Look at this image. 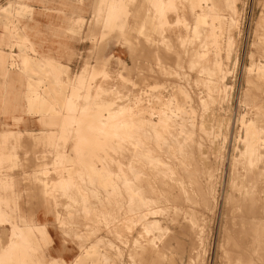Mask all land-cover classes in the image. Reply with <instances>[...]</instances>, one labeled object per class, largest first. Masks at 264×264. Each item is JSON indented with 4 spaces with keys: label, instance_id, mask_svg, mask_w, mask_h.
Masks as SVG:
<instances>
[{
    "label": "rangeland",
    "instance_id": "1",
    "mask_svg": "<svg viewBox=\"0 0 264 264\" xmlns=\"http://www.w3.org/2000/svg\"><path fill=\"white\" fill-rule=\"evenodd\" d=\"M233 1L0 0V264H264V233L256 251L253 236L235 230L238 219L249 216L245 201H254L244 195L258 187L251 189L240 156L243 121L255 124L256 153L264 158V0H235L231 23ZM111 101L138 127L140 117L160 122V149L152 156L160 163L156 179L164 182L133 186L139 194L131 199L121 170L136 152L125 142L108 148L109 137L97 133L119 120L106 122ZM49 108L58 118L46 116ZM262 157L253 166L264 171ZM89 163L102 179L90 173ZM173 164L191 176L173 184ZM233 169L241 175L235 189ZM106 176L112 188L104 192ZM171 185L180 187V200ZM261 193L250 210L254 204L260 205L253 211L264 210ZM140 196L154 201L141 207ZM142 212L161 221V229L147 232ZM15 225L24 226L21 237Z\"/></svg>",
    "mask_w": 264,
    "mask_h": 264
},
{
    "label": "bare ground",
    "instance_id": "2",
    "mask_svg": "<svg viewBox=\"0 0 264 264\" xmlns=\"http://www.w3.org/2000/svg\"><path fill=\"white\" fill-rule=\"evenodd\" d=\"M231 3V2H230ZM236 1L234 0L230 5H229V12H228V14H229V17L231 18V23L232 22H234V19H236L235 18V14H236ZM111 5V4H110ZM218 5V4H217ZM222 11V10H221ZM244 11V10H243ZM186 17V16H185ZM229 23V22H228ZM256 26V25H255ZM203 29V28H202ZM205 29V28H204ZM229 29V28H228ZM227 32H229V31H227ZM192 33V32H191ZM145 35V38H147V36H149V34H144ZM228 35V34H227ZM230 35V34H229ZM229 37V36H228ZM232 37V36H231ZM230 38V37H229ZM205 42V41H204ZM232 43H231V41L228 43V47L230 48V45H231ZM254 44V43H253ZM234 45V44H233ZM263 45V44H262ZM257 46V45H256ZM259 46V45H258ZM190 47V46H189ZM195 47V46H194ZM203 47V46H202ZM264 48V47H263ZM189 49V48H188ZM186 50V49H185ZM231 50V49H230ZM229 50V51H230ZM190 51V50H189ZM261 51V50H260ZM178 54V53H177ZM179 54H180V52H179ZM230 54V53H229ZM188 55V54H187ZM187 55H185V56H187ZM191 56H192V54H190ZM194 55V54H193ZM264 55V54H263ZM189 56V55H188ZM187 56V57H188ZM229 56V55H228ZM227 56V57H228ZM193 57V56H192ZM206 57V56H205ZM230 57V56H229ZM228 57V58H229ZM189 59H190V57H188ZM187 58V59H188ZM179 60H180V58H179ZM154 61V60H153ZM140 62H141V60H140ZM200 62V61H199ZM206 62V61H205ZM180 63V62H179ZM172 64V63H171ZM188 64V63H187ZM183 65V64H182ZM204 65V64H203ZM177 67V66H176ZM207 67V66H206ZM152 68V67H151ZM175 68V67H174ZM184 67H182V69H183ZM200 68V67H199ZM203 69V68H202ZM210 69V68H209ZM253 69V68H252ZM152 70V69H151ZM153 71V70H152ZM186 71V70H185ZM206 71V70H205ZM149 73V72H148ZM172 73V72H171ZM203 73V72H202ZM147 74V73H146ZM257 74V73H256ZM151 75V74H150ZM227 76V75H226ZM225 76V77H226ZM257 76V75H256ZM260 76V75H259ZM80 77V76H79ZM258 77V76H257ZM155 78V77H154ZM197 78V77H196ZM224 78V77H223ZM261 78V77H260ZM170 79V78H169ZM195 79V78H194ZM225 79V78H224ZM248 79V78H247ZM251 79V78H250ZM250 79H248V81L250 80ZM263 79V78H262ZM185 80V79H184ZM224 81V80H223ZM251 81V80H250ZM169 82V81H168ZM217 83V82H216ZM251 83H254V82H250L249 84L251 85ZM258 83H259V81H258ZM261 83V82H260ZM257 84V83H256ZM222 85V84H221ZM221 85H219L220 87H221ZM254 85V84H253ZM252 86V85H251ZM184 87V86H183ZM216 87V89H217V91L218 92H220V87H218V86H215ZM214 87V88H215ZM254 87H255V85H254ZM259 87V85L257 86V88L256 89H259L258 88ZM261 87V86H260ZM213 88V87H212ZM263 90V89H262ZM213 91V90H212ZM260 91V90H259ZM223 92V91H222ZM249 93V92H248ZM219 94V93H218ZM250 95H251V93H249ZM207 95V94H206ZM142 96V95H141ZM152 96V95H151ZM252 96V95H251ZM77 97H78V93H77ZM247 97H248V95H247ZM253 97V96H252ZM252 97H250L251 98V100H253L254 101V99H252ZM245 98V97H244ZM136 99V98H135ZM191 99V98H190ZM248 99V98H247ZM164 100V99H163ZM206 100V99H205ZM245 100H246V98H245ZM256 100H259V99H256ZM83 101V100H82ZM249 101H250V99H249ZM248 101V102H249ZM118 102H120V101H118ZM148 103H150V102H148ZM246 103H247V101H246ZM254 103H256L255 101H254ZM114 104H115V102L114 101H111L110 102V104H108L107 105V107L109 106V109H110V112H109V115L108 116H106L105 117V119H106V122L108 123V122H113V121H115L117 118L119 119L117 122H113V123H111L109 126H106L105 124H103L102 126H98L99 127V130L97 131V133L98 134H100V136H101V138H103V137H109V141H108V143H106V146L108 147V148H111V149H114V148H116V147H118L116 144H117V142H118V144H120V142H121V144H123L122 142H125L126 144H131L130 145V147H128L127 149L128 150H133L132 152H136V154H132V153H130V154H132L133 155V158H132V160H130V163H128V165H127V169L125 170V169H122L121 171L123 172V176H124V181L122 182V185H123V188H124V190L128 193V195L130 196V199L132 198L131 196H132V194H134V193H136L137 191H138V194H139V190H137V189H139L138 188V186H136V185H140L141 187H143V188H145V186H147L148 188L150 187V186H152V185H155L156 183H157V181H159V180H157L156 178H158V176L160 177V175H158L159 173H158V166L160 165V163H158L156 160H155V158L152 156V154L154 153V151L156 152V149L155 148H157V149H160V144H158V139H161V138H159V135H158V128H159V124H160V122L157 124V123H155V122H153L152 121V118L151 119H143L142 117H140V115H142V113H141V111H138V115L137 116H139L140 117V123H142V127H138V125L137 124H135L134 123V116L132 115V114H129V113H127V112H120V111H122V110H124V111H126V108L124 107L123 108V106L122 107H114ZM136 104V103H135ZM258 104H259V102H258ZM149 105V104H148ZM257 106H259V105H257ZM105 108H106V106H105ZM143 108V107H142ZM152 108V107H151ZM198 108V107H197ZM260 108V107H259ZM102 109H104V107L102 106V107H100L99 108V113L102 111ZM80 110V109H79ZM46 111H48V112H50V113H48L46 116L47 117H49V118H58V115L56 114V112H55V110L54 109H47ZM155 115V113L154 112H152V115ZM121 115H123L121 118H120V116ZM151 115V114H150ZM149 115V116H150ZM254 115H256L255 113H254ZM156 116V115H155ZM154 116V117H155ZM219 117V116H218ZM259 117H260V115H259ZM102 118V117H101ZM121 119V120H120ZM226 119L227 118H225V121H226ZM174 121V120H173ZM217 121H218V119H217ZM221 121V120H220ZM252 121V120H251ZM96 122V121H95ZM227 122V121H226ZM99 123V122H98ZM104 123V122H103ZM97 124V123H96ZM164 124H165V126L168 124V120H166V121H164ZM224 124V123H223ZM91 124H89V126H90ZM93 125V124H92ZM91 125V126H92ZM97 125H100V123L99 124H97ZM96 125V126H97ZM202 125V124H201ZM222 125V124H221ZM263 125V124H262ZM262 125H260V126H262ZM181 126V125H180ZM194 126V125H193ZM212 126V125H211ZM95 127V126H94ZM183 127V126H182ZM208 127V126H207ZM243 127H244V129H245V135H244V139H243V142L245 143V149H244V151H242L241 152V157H243V159L245 160V163L249 166L246 170H247V172H248V174H246V177L249 175V179L247 178V180H249L252 184H253V186L251 187V189L254 187V186H257L258 185V187H261L262 185H264V171L261 169V167L259 166H257L256 168H254V166L256 165V164H254L255 162H259V160H261V157H260V154L258 153H256V146H255V141H254V135L256 134V126H255V124L254 123H252V122H248V121H246V122H244L243 121ZM259 127V126H258ZM97 128V127H96ZM98 129V128H97ZM179 131V130H178ZM259 131V130H258ZM96 132V131H95ZM165 132V131H164ZM184 132V130H181V132H179V136H181V134L180 133H183ZM186 132V131H185ZM204 133V132H203ZM166 134V133H165ZM205 134V133H204ZM216 134V133H215ZM123 136V138H122V140H121V138L120 137H122ZM168 135V134H167ZM120 136V137H119ZM162 136H163V134H162ZM169 136V135H168ZM177 136V135H176ZM238 136V135H237ZM165 137H166V135H165ZM182 137H184V135L182 136ZM186 137H188V136H186ZM262 137H263V135H262ZM54 138V137H53ZM174 138H175V136H174ZM178 138V137H177ZM105 139V138H104ZM104 139H99V140H97V144H100L101 142H102V146H96V148H97V150H101L102 148H104L103 146V141L102 140H104ZM184 139V138H183ZM54 140V139H53ZM119 140H121V141H119ZM153 140H155V141H153ZM175 140V139H174ZM180 140V139H179ZM178 140V141H179ZM178 141H177V143H178ZM52 142V141H51ZM174 142V141H173ZM183 142H184V140H183ZM181 143V142H180ZM188 143V142H187ZM166 144V143H165ZM174 144V143H173ZM125 145V144H124ZM179 145V146H178ZM178 145H176L178 148H180L181 149V147H180V145L182 146V144H178ZM128 145H126V147H127ZM133 146V147H132ZM164 146V145H163ZM169 146H173V145H169ZM114 147V148H113ZM234 148V147H233ZM259 148V147H258ZM162 149V148H161ZM164 149V148H163ZM177 149V148H176ZM263 149V148H262ZM123 150V149H122ZM166 150V149H165ZM179 150V149H178ZM182 150V149H181ZM192 150V149H191ZM121 151V150H120ZM124 151H127V150H125L124 149ZM177 151V150H176ZM184 151V150H183ZM182 151V152H183ZM128 152V151H127ZM130 152V151H129ZM125 153V152H124ZM165 153V152H164ZM181 153V152H180ZM179 153V154H180ZM127 154V153H126ZM177 154H178V152H177ZM183 154V155H182ZM122 155V154H121ZM175 155V154H174ZM181 155L182 156H184L185 154H184V152L183 153H181ZM181 155H179L180 157H181ZM166 156V155H165ZM176 156V155H175ZM174 156V157H175ZM178 156V157H179ZM98 157V156H97ZM131 156H129V158H130ZM177 157V156H176ZM193 157V156H192ZM171 158V157H170ZM184 158V157H183ZM185 158H187V157H185ZM185 158L183 159V161L185 160ZM263 158V157H262ZM126 159V158H125ZM157 159H159V158H157ZM161 159V158H160ZM175 159V158H174ZM177 159V158H176ZM179 159V158H178ZM177 159V160H178ZM264 159V158H263ZM100 160H102V159H100ZM124 160V159H123ZM164 161V160H163ZM185 161H187V160H185ZM236 161V160H235ZM101 162V161H100ZM177 162V164H179L180 163V160L179 161H176ZM179 162V163H178ZM182 162V161H181ZM192 162V161H191ZM243 162V161H242ZM96 163V162H95ZM102 163V162H101ZM100 163V164H101ZM123 163V162H122ZM194 163V162H193ZM238 163V162H237ZM239 163H241V162H239ZM239 163L237 164V165H239ZM121 164V163H120ZM123 164H125V163H123ZM161 164H164L163 162L161 163ZM175 164V163H174ZM174 164H173V167H172V169H171V174H174V175H176V178H171L172 179V181H173V184L174 183H177L178 184V182H180V180H182V175L184 174L183 172V170L181 169L180 170V168H178L180 171H175V169H174ZM243 163H241L240 165H242ZM172 165V164H171ZM182 165H183V163H182ZM182 165L180 166V164L178 165V166H180L181 168H183L182 167ZM188 165H189V163H188ZM190 165H192V164H190ZM233 165V164H232ZM236 165V164H235ZM254 165V166H253ZM95 164L94 163H89V165H88V168H89V171H90V173L91 174H96L100 179H102V173L100 172V171H96V169H95ZM126 166V165H125ZM185 166V165H184ZM195 166H196V164H195ZM186 167V166H185ZM189 167V166H188ZM211 167V166H210ZM232 167V166H231ZM234 167V166H233ZM232 167V168H233ZM126 168V167H125ZM242 168V167H241ZM186 169H188V168H186ZM197 169V168H196ZM169 170V169H168ZM190 170V169H189ZM146 171H151V173L153 172V174H152V177H150V178H147L146 176H144V175H146ZM155 171V172H154ZM186 171V170H185ZM210 171V170H209ZM61 172V171H60ZM59 172V173H60ZM159 172H161V171H159ZM187 172H190L191 173V170L190 171H188L187 170ZM187 172H185L186 174H187ZM193 172V171H192ZM198 172H199V170H198ZM246 172V173H247ZM80 173V172H79ZM166 173V172H165ZM190 173L188 174L189 176H191L190 175ZM207 173V172H206ZM150 174V173H149ZM168 174V173H167ZM209 174H211L210 175V178H212L213 176H212V171L211 172H209ZM79 175V174H78ZM108 175V174H107ZM163 175H164V173H163ZM166 175V174H165ZM164 175V176H165ZM188 175H186V176H188ZM208 175V174H207ZM239 172L237 171V170H235V169H233L232 171H231V184H230V186L231 187H233L234 189H235V186H236V180L238 179V177H239ZM74 176V175H73ZM184 176V175H183ZM186 176H184V177H186ZM188 176V177H189ZM197 176V175H196ZM37 176H35V178H36ZM60 177V176H59ZM149 177V176H148ZM170 177H171V175H170ZM175 177V176H174ZM209 177V176H208ZM240 177H241V175H240ZM239 177V178H240ZM245 177V178H246ZM49 178V177H48ZM106 178H107V184H105V186L103 187V189H105L104 190V192L106 191V189H107V187H110V188H112V184H111V178H109L108 176H106ZM166 178V177H165ZM54 179V178H53ZM117 179V178H116ZM193 179V178H192ZM194 179H196V178H194ZM200 179V178H199ZM241 179V178H240ZM35 180V179H34ZM48 180V179H47ZM170 180V179H169ZM186 180H187V178H186ZM239 180V179H238ZM55 181V180H54ZM92 181V180H91ZM166 181L168 182V179H166ZM193 181V180H192ZM207 181V180H206ZM37 182V181H36ZM156 182V183H155ZM161 184L164 182L163 181V179L161 178V181H159ZM188 182V181H187ZM197 182V181H196ZM212 182V181H211ZM47 183V182H46ZM121 183V182H120ZM141 183V184H140ZM166 183V182H165ZM172 183V182H171ZM171 183H169V184H171ZM191 183V182H190ZM210 183V182H209ZM244 183H246L247 184V181L246 182H244ZM168 184V183H167ZM180 184H181V182H180ZM183 184V183H182ZM188 184V183H187ZM245 184V185H246ZM250 184V183H249ZM260 184V185H259ZM64 185H65V183H64ZM68 185V184H67ZM71 185V182H70V184H69V186ZM78 185V184H77ZM108 185V186H107ZM229 185V184H228ZM245 185H244V187L243 188H245ZM248 185V184H247ZM114 186V185H113ZM117 186V185H116ZM133 186H136L137 187V189H135ZM161 186V185H160ZM174 186V187H173ZM180 186H182V185H180ZM238 186V185H237ZM249 186V185H248ZM63 187V186H62ZM61 187V188H62ZM171 187H173L172 189L174 190V191H176V192H174V194L176 195H172V197L174 196V197H177V199H178V197H180V194L179 193H181V191L179 190L180 189V187H178V185L177 186H175V185H171ZM239 187V186H238ZM247 187V186H246ZM258 187H254L256 190H257V192H258V194L259 193H261L260 192V190H261V188H259V190H258ZM263 187V186H262ZM69 188V187H68ZM74 188V187H73ZM147 188V189H148ZM154 188V187H153ZM163 188H165V187H163ZM169 188V187H168ZM182 188V187H181ZM254 188H253V190H254ZM264 188V187H263ZM67 189V188H66ZM82 189V188H81ZM90 189V188H89ZM117 189V188H116ZM166 189V188H165ZM183 189V188H182ZM181 189V190H182ZM141 191L143 190V191H145L144 189H140ZM149 190V189H148ZM151 190V189H150ZM169 190H170V188H169ZM184 190V189H183ZM238 190H241V189H239L238 188ZM242 190H244V189H242ZM246 190V189H245ZM256 190H254V191H247V192H250V193H247L246 191V195H244V196H247L248 194L249 195H251V197H254L253 199H251V198H249V199H251V200H254L255 201V199H257L258 198V194H255L256 193ZM264 190V189H263ZM67 191V190H66ZM74 192H75V190H73ZM73 191L71 192V193H73ZM87 191V190H86ZM122 191V190H121ZM63 192V191H62ZM85 192V191H84ZM163 192H165V191H163ZM183 192V191H182ZM188 192V191H187ZM194 192V191H193ZM240 192V191H239ZM111 193V192H110ZM197 193H198V191H197ZM263 193V192H262ZM261 193V194H262ZM91 195H92V193H90ZM164 194V193H163ZM168 194V193H167ZM179 194V195H178ZM188 194V193H187ZM195 194V193H194ZM242 194H243V192H242ZM245 194V193H244ZM70 195V194H69ZM72 195V194H71ZM121 195V194H120ZM143 195H147L146 193L144 194L143 193ZM182 195V194H181ZM183 195H185V194H183ZM193 195V194H192ZM230 195H232V194H229V196ZM263 195H264V193H263ZM73 196H76V195H73ZM166 196V195H165ZM168 197H169V195H167ZM63 197V196H62ZM78 197H79V195H78ZM141 197V199H140V201H139V205L141 206V207H144V208H146V207H148L151 203H153L152 201H154L153 199L151 200V199H149L148 197H146V196H140ZM172 197H169V198H172ZM181 197H183V196H181ZM181 197L179 198V200L181 199ZM242 196H240V198H241ZM70 197H68V199H69ZM75 199H77V197H74ZM73 198V199H74ZM93 198V197H92ZM95 198V197H94ZM97 198V197H96ZM188 198H190V197H188ZM192 198V197H191ZM201 198H204V197H201ZM200 198V199H201ZM233 198V197H232ZM232 198H229L230 200L232 199ZM239 198V199H240ZM261 198V197H260ZM57 199V198H56ZM79 199V198H78ZM78 199H77V201H78ZM100 199V198H99ZM167 199V198H166ZM175 199V198H174ZM226 199V198H225ZM238 199V200H239ZM243 197H242V201L241 202H243ZM248 198H247V200H249ZM262 199H264V198H262ZM65 200V199H64ZM95 200V199H94ZM122 200V199H121ZM190 200V199H189ZM204 200V199H203ZM202 200V201H203ZM246 200V199H245ZM244 200V201H245ZM74 201V200H73ZM169 201H171V200H169ZM178 201V200H177ZM201 201V200H200ZM205 201H206V199H205ZM229 201V200H228ZM254 201H253V203H254ZM258 201V200H257ZM120 202V201H119ZM175 203V201L173 200V198H172V203ZM195 202V201H194ZM208 202V201H207ZM236 202V201H235ZM239 202H240V200H239ZM241 202H240V204H241ZM250 207H248L247 205H246V207L247 208H245V206H241V208L243 207V208H245L246 210L249 208V211H247L245 214H249V216L247 217L246 216V218H241L240 216H239V214H240V212H241V210L239 209V207L240 206H238V205H240L238 202H237V206H238V209L240 210V212H238L239 214H238V216L241 218V219H238L239 221V223H236L235 221H237V220H233L235 223H233V224H235V225H237L238 227L237 228H235V230H237L238 228H240L241 229V231L242 232H246V234L248 235V234H250V235H248V237L249 236H253L252 238L251 237H249V238H251L253 241H251V243H253V245L255 246V249L256 248H258L259 246H261L262 244V240H261V243L259 242V236L261 235V234H263L264 233V218L262 217V215H264V210H262V208H261V210H262V212L261 211H253L254 210V208H255V206H256V208H257V203L259 202H256V204L257 205H252L254 208L253 209H251L250 210V208H252L251 207V204H253L252 202H250V200H249V202L248 201H245ZM68 203V202H67ZM71 203V202H70ZM79 203V202H78ZM90 203V202H89ZM177 203H179V202H177ZM191 203V202H190ZM229 203V202H228ZM230 203H231V201H230ZM229 203V204H230ZM246 203H244V204H246ZM249 203H251V204H249ZM259 203H261V202H259ZM84 204V203H83ZM196 204V203H195ZM234 204V203H233ZM243 204V203H242ZM243 204V205H244ZM69 205H71V204H69ZM74 205V204H73ZM76 205V204H75ZM80 205H82V204H80ZM80 205H79V207H80ZM90 205H92V202H91V204ZM101 205V204H100ZM122 205V204H121ZM160 205V204H159ZM176 205V204H175ZM179 205V204H178ZM181 205V204H180ZM192 205V204H191ZM203 205V204H202ZM205 205V204H204ZM203 205V206H204ZM236 205V204H235ZM260 205V204H259ZM259 205H258V207H259ZM68 206V205H67ZM77 206V205H76ZM157 206H158V204H157ZM172 206V205H171ZM198 206V205H197ZM196 206V207H197ZM231 206V205H230ZM230 206H229V208H230ZM262 206V205H261ZM264 206V205H263ZM70 207H74V206H70ZM88 207V206H87ZM91 207V206H90ZM181 207V206H180ZM233 207H234V205H233ZM82 208V207H81ZM101 208V207H100ZM174 208V207H173ZM175 208H178V207H175ZM175 208L173 209V210H175ZM71 209V208H70ZM90 209H92V208H90ZM118 209V208H117ZM142 209V208H141ZM163 209V208H162ZM164 209H166V208H164ZM169 209V208H168ZM180 210H179V212L181 211V209L182 208H179ZM244 209V210H245ZM264 209V208H263ZM131 210V209H130ZM176 210H178V209H176ZM232 210V209H231ZM245 210V211H246ZM257 210V209H256ZM73 211V210H72ZM80 211V210H79ZM81 211H82V209H81ZM104 211V210H103ZM132 211V210H131ZM192 211V210H191ZM233 211V210H232ZM231 211V213L230 214H232L233 212ZM236 211H237V209H236ZM244 211V212H245ZM65 212V211H64ZM77 212V211H76ZM75 212V213H76ZM107 212V211H106ZM127 212V211H126ZM159 212V211H158ZM168 212V211H167ZM178 212V213H179ZM227 212V211H226ZM244 212H243V214L242 215H244L245 216V214H244ZM129 213V212H128ZM171 213H173V211L171 212ZM176 213V212H175ZM175 213H173V215L175 214ZM187 213V212H186ZM193 213V212H192ZM237 213V212H236ZM242 213V212H241ZM259 213L261 214V213H263V214H261V217L262 218H258V217H256L255 215H259ZM158 214V213H157ZM188 214V213H187ZM195 214V213H194ZM141 216V221L143 222V224H145V230L147 231V232H154V231H157V230H160L161 229V227H160V224H159V222H161V221H158V220H151L150 218H148V215L149 214H146V213H144V212H142V214H140ZM226 215V214H225ZM152 216V215H151ZM170 216V215H169ZM172 216V215H171ZM188 216V215H187ZM234 216V215H233ZM233 216H231L232 217V219H233ZM236 217H238L237 216V214L235 215ZM260 216V215H259ZM77 217V216H76ZM118 217V216H117ZM167 217V216H166ZM181 217V216H180ZM194 217V216H193ZM196 217V216H195ZM197 218V217H196ZM201 218V217H200ZM230 218V217H229ZM74 219V218H73ZM88 219V218H87ZM171 219H173V218H171ZM171 219H170V221H171ZM175 219V222H177L176 221V218H174ZM71 220V219H70ZM126 220V219H125ZM132 220V219H131ZM183 220V219H182ZM191 220V219H190ZM189 220V221H190ZM193 220V219H192ZM191 220V221H192ZM134 221V220H133ZM173 221V220H172ZM181 221V220H180ZM195 221H197V220H195ZM183 222V221H182ZM188 222V221H187ZM193 222V221H192ZM230 222H231V219H230ZM184 223V222H183ZM190 223V222H189ZM201 223V222H200ZM127 224V223H126ZM229 225V224H228ZM80 226V225H79ZM105 226V225H104ZM123 226V225H122ZM126 226H128V225H126ZM184 226V225H183ZM183 226H181V227H183ZM22 227H24V226H18V225H15V228H16V233H15V235L16 236H20L21 237V235H22V233H21V230H22ZM28 227H30V226H28ZM124 227V226H123ZM202 227V226H201ZM200 227V228H201ZM231 227V226H230ZM235 227V226H234ZM83 228V227H82ZM104 228V227H103ZM127 228V227H126ZM166 228V227H165ZM224 228V227H223ZM229 228V227H228ZM230 229V228H229ZM239 229V230H240ZM103 230V229H102ZM120 230V229H119ZM199 230V229H198ZM223 230V229H222ZM239 230H237V231H239ZM101 231V230H100ZM111 231V230H110ZM127 231H130V230H127ZM162 231V230H161ZM194 231V230H193ZM228 231V230H227ZM122 232V231H121ZM224 232V231H223ZM233 232H234V228H233ZM236 232V231H235ZM242 232H240L241 234H244V233H242ZM119 233V232H118ZM229 233V232H228ZM79 234V233H78ZM199 234V233H198ZM223 234V233H222ZM237 234H238V232H237ZM246 234H245V236H246ZM185 235V234H184ZM191 235V234H190ZM225 235V234H224ZM168 236V235H167ZM192 236V235H191ZM160 237V236H159ZM172 237V236H171ZM230 237V236H229ZM247 237V236H246ZM264 236H262V238H263ZM154 238V237H153ZM175 238V237H174ZM250 239V240H251ZM158 240V239H157ZM156 240V241H157ZM163 240V239H162ZM169 240V239H168ZM175 240V239H174ZM244 240V239H243ZM128 241V240H127ZM249 241V240H248ZM196 242V241H195ZM224 242V241H223ZM230 242H233V241H230ZM255 242V243H254ZM241 243V242H240ZM244 243V242H243ZM242 243V244H243ZM264 243V242H263ZM223 244V243H222ZM233 244V243H232ZM161 245L162 246H164V243L162 244V242H161ZM245 245H247L246 243H245ZM251 246H252V244H250ZM264 245V244H263ZM161 246V247H162ZM201 246V245H200ZM146 247V246H145ZM157 247V246H156ZM196 247V246H195ZM226 248V247H225ZM239 248V247H238ZM237 248V249H238ZM249 248V247H248ZM252 249L254 248L253 246L251 247ZM260 248V247H259ZM146 249V248H145ZM156 249V248H155ZM227 249V248H226ZM232 249V248H231ZM235 249V248H234ZM254 249V250H255ZM260 249H262V248H260ZM143 250V249H142ZM166 249H164V251H165ZM239 250H241V249H239ZM259 250V249H258ZM153 251V250H152ZM224 251V250H223ZM236 251V250H235ZM244 251V250H243ZM242 251V252H243ZM256 251H257V249H256ZM246 252V251H245ZM253 252V251H252ZM262 252V251H261ZM157 253V252H156ZM249 253V252H248ZM141 254V253H140ZM155 254V253H154ZM252 254V253H251ZM134 255V254H133ZM248 255V254H247ZM246 255V256H247ZM257 255V254H256ZM252 256V255H251ZM235 257V256H234ZM226 258H228V257H226ZM229 258H230V256H229ZM249 258V257H248ZM258 258H259V256H258ZM135 259V258H134ZM262 259V258H261ZM260 259V260H261ZM230 260V259H229ZM245 260H246V258H245ZM244 260V261H245ZM248 260V259H247ZM257 261V260H256ZM252 262H254V261H252ZM164 263V262H163ZM231 263V262H230ZM250 263H251V260H250Z\"/></svg>",
    "mask_w": 264,
    "mask_h": 264
},
{
    "label": "crops",
    "instance_id": "3",
    "mask_svg": "<svg viewBox=\"0 0 264 264\" xmlns=\"http://www.w3.org/2000/svg\"><path fill=\"white\" fill-rule=\"evenodd\" d=\"M71 30H73V29H71ZM15 43V42H14ZM7 45V44H6ZM68 45V44H67ZM107 45H113L112 43H110V42H108L107 43ZM8 46V45H7ZM68 46H70V47H73V46H71V45H68ZM4 197H3V195H2V199H3ZM1 212H2V215H3V210H1Z\"/></svg>",
    "mask_w": 264,
    "mask_h": 264
}]
</instances>
